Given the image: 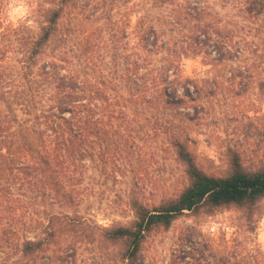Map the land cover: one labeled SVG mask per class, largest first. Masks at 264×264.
Here are the masks:
<instances>
[{
    "label": "trees",
    "instance_id": "obj_1",
    "mask_svg": "<svg viewBox=\"0 0 264 264\" xmlns=\"http://www.w3.org/2000/svg\"><path fill=\"white\" fill-rule=\"evenodd\" d=\"M16 2L27 12L13 23L7 8ZM127 3L0 0V264H72L77 243L116 248L107 254L113 263L136 264L146 237L183 216L234 209L249 223L263 214L264 160L249 167L229 149L226 170L214 174L191 148L200 87L182 67L231 56L216 16L196 2L168 22L145 13L131 24L117 12ZM242 9L260 16L264 0H244ZM159 152L182 167V180L148 202L135 168ZM88 168L113 179L132 173L115 196L132 220L101 226L62 209L84 199ZM207 250L203 242L180 258L197 252L194 264L231 263Z\"/></svg>",
    "mask_w": 264,
    "mask_h": 264
},
{
    "label": "rangeland",
    "instance_id": "obj_2",
    "mask_svg": "<svg viewBox=\"0 0 264 264\" xmlns=\"http://www.w3.org/2000/svg\"><path fill=\"white\" fill-rule=\"evenodd\" d=\"M243 1L129 0L119 5L117 11L119 15L128 13L131 24L135 16L145 13L168 22L188 4L201 2L216 16L231 56L212 63L210 57L185 59L182 67V75L198 79L200 87L197 115L188 122L194 141L191 148L199 165L214 174L226 170L229 149L237 151L249 167L264 160V14L246 17ZM26 12L27 6L22 2L13 3L7 8V19L14 23ZM97 24L100 26L102 21ZM191 109V105L185 108ZM141 159L146 166L135 168L136 182L146 189V201L157 202L178 188L182 167L170 154L159 152ZM86 175L90 179L85 181L84 199L78 206L63 207V210L76 211L91 224L101 226L132 220L133 213L124 198L115 197L123 195L133 182L132 173L125 172L113 179L111 175H101L98 168H88ZM262 211L263 214L255 215L249 223L234 209L198 218L183 216L168 230L146 237L136 264H194L198 253L180 258L182 250L203 242L208 245L207 253L211 250L227 257L231 263L264 264V206ZM186 234L191 235L189 243H184ZM98 246L77 243L72 264H119L113 263L110 257L116 248Z\"/></svg>",
    "mask_w": 264,
    "mask_h": 264
},
{
    "label": "clouds",
    "instance_id": "obj_3",
    "mask_svg": "<svg viewBox=\"0 0 264 264\" xmlns=\"http://www.w3.org/2000/svg\"><path fill=\"white\" fill-rule=\"evenodd\" d=\"M262 239H264V236H262Z\"/></svg>",
    "mask_w": 264,
    "mask_h": 264
}]
</instances>
